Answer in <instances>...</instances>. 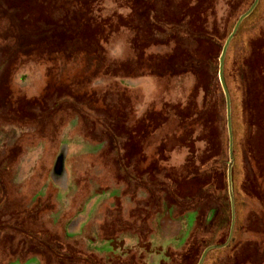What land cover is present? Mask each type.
Instances as JSON below:
<instances>
[{
	"label": "rangeland",
	"instance_id": "obj_1",
	"mask_svg": "<svg viewBox=\"0 0 264 264\" xmlns=\"http://www.w3.org/2000/svg\"><path fill=\"white\" fill-rule=\"evenodd\" d=\"M255 1L0 0V264H264Z\"/></svg>",
	"mask_w": 264,
	"mask_h": 264
},
{
	"label": "water",
	"instance_id": "obj_2",
	"mask_svg": "<svg viewBox=\"0 0 264 264\" xmlns=\"http://www.w3.org/2000/svg\"><path fill=\"white\" fill-rule=\"evenodd\" d=\"M260 0H256L253 4V6L250 8V10L247 12V13H244L240 19H238L236 25H235V28L233 30V33L231 34V36H229L226 40V43H225V46L223 48V52L222 54L220 55V71H218L219 73V79L221 81V84L223 86V91L226 95V99H227V118H228V131H229V136H230V141H229V149H230V161L232 162V160L234 159V154H233V142H234V139H233V131H232V117H231V109H230V106H231V101H230V97H229V93H228V87H227V84H226V81H225V78H224V62H225V54H227V51H228V47H229V44L232 40V38L236 35V33L238 32L239 30V27L242 23V21L245 19V18H248L251 13L253 12V10L255 9L257 3L259 2ZM231 177H232V163H230V167H229V176H228V179H229V188H230V195L233 199V188H232V180H231ZM204 254H203V257H202V260H201V263L203 262V259H204ZM199 263V264H201Z\"/></svg>",
	"mask_w": 264,
	"mask_h": 264
},
{
	"label": "trees",
	"instance_id": "obj_3",
	"mask_svg": "<svg viewBox=\"0 0 264 264\" xmlns=\"http://www.w3.org/2000/svg\"><path fill=\"white\" fill-rule=\"evenodd\" d=\"M182 15L186 16L187 14L185 12H182Z\"/></svg>",
	"mask_w": 264,
	"mask_h": 264
}]
</instances>
